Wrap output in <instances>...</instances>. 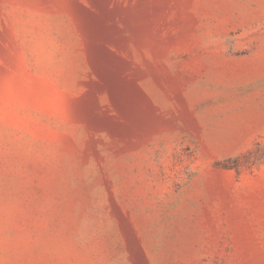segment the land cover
<instances>
[{"label":"rangeland","instance_id":"1","mask_svg":"<svg viewBox=\"0 0 264 264\" xmlns=\"http://www.w3.org/2000/svg\"><path fill=\"white\" fill-rule=\"evenodd\" d=\"M0 264H264V0H0Z\"/></svg>","mask_w":264,"mask_h":264}]
</instances>
